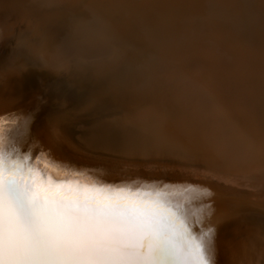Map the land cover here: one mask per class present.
<instances>
[{
	"label": "bare ground",
	"instance_id": "obj_1",
	"mask_svg": "<svg viewBox=\"0 0 264 264\" xmlns=\"http://www.w3.org/2000/svg\"><path fill=\"white\" fill-rule=\"evenodd\" d=\"M245 2L0 0V117L6 129L27 119L19 143L34 161L46 151L89 182H147L186 201L165 186L206 188L188 201L189 227L214 228L212 264H264V46L229 39L257 20ZM85 100L121 114L106 142L117 156L61 122Z\"/></svg>",
	"mask_w": 264,
	"mask_h": 264
},
{
	"label": "snow or ice",
	"instance_id": "obj_2",
	"mask_svg": "<svg viewBox=\"0 0 264 264\" xmlns=\"http://www.w3.org/2000/svg\"><path fill=\"white\" fill-rule=\"evenodd\" d=\"M29 134L27 119L6 129L0 117V264H212L214 228L189 227L188 201L206 188L165 186L191 191L186 201L147 182H89L46 151L34 161L19 143Z\"/></svg>",
	"mask_w": 264,
	"mask_h": 264
},
{
	"label": "rangeland",
	"instance_id": "obj_3",
	"mask_svg": "<svg viewBox=\"0 0 264 264\" xmlns=\"http://www.w3.org/2000/svg\"><path fill=\"white\" fill-rule=\"evenodd\" d=\"M245 1H246L245 8H243L244 6L241 8V12L243 13V14L241 13L242 16L250 17V18L254 17L257 18V20L255 22H247V24L250 23L248 25H246L245 23V26L239 30L238 32L239 35H242L244 33L243 34L244 36L243 35L241 36L242 38L239 37V35L236 33L235 39H234V35H232L229 39H231V41L235 40V43L238 42V44L240 43V45H247L249 43V44H255V46L259 47L263 43L262 46H264V42H263L264 38H262L264 37V35H260V34H264V11H263L264 0H245ZM261 6L263 7L262 9ZM237 37L239 38L237 39ZM125 65L126 62L121 64L118 67V69L114 71V74H117V79L119 78L122 79L123 77H125V73H123ZM120 73L122 75H120ZM88 92H90L89 93L90 95L87 96V98H91V94H92L91 90L89 89ZM86 105H88L89 110L87 107H84ZM81 106L84 108H82ZM93 107L94 105L90 103L89 100L82 101L78 109H76L75 111H70L68 115L67 114L63 115V121L61 122L69 123L72 127L71 129L73 130L75 137L76 138L78 137L77 140L80 141L86 147L94 148L99 151L102 150L105 151V149L107 148L109 150L108 152H111L110 154H114L115 156H117L118 154L113 152L119 151L118 148L117 147L114 148L112 145H109L110 147H108V144L106 142L110 141V139L116 140V137L118 138V136L124 129L123 123L121 122L122 116L120 113H111L109 111L108 112L103 111V113L102 112L97 113L95 112L96 109ZM83 109L85 111H83ZM76 111L79 112L75 113ZM90 129L92 132L90 131ZM81 136H83V138ZM80 139L81 140L84 139V140L81 141ZM85 140H87L88 142Z\"/></svg>",
	"mask_w": 264,
	"mask_h": 264
}]
</instances>
